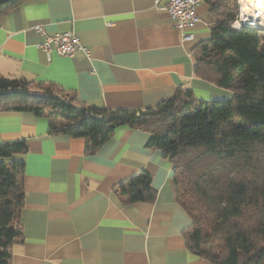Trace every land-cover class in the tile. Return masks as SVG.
<instances>
[{
    "label": "crops",
    "instance_id": "0c3cea01",
    "mask_svg": "<svg viewBox=\"0 0 264 264\" xmlns=\"http://www.w3.org/2000/svg\"><path fill=\"white\" fill-rule=\"evenodd\" d=\"M167 0H25L0 17V74L52 82L81 104L144 110L181 89L223 100L228 90L195 77L192 50L215 19L199 0V21L183 40L164 8ZM47 34L71 31L89 49L46 54ZM148 133L118 126L96 151L85 139L52 133L47 116L0 115V142L24 139V206L10 264H210L191 253V220L178 203L173 168ZM151 175L152 202L115 192L141 171Z\"/></svg>",
    "mask_w": 264,
    "mask_h": 264
},
{
    "label": "trees",
    "instance_id": "16d2710c",
    "mask_svg": "<svg viewBox=\"0 0 264 264\" xmlns=\"http://www.w3.org/2000/svg\"><path fill=\"white\" fill-rule=\"evenodd\" d=\"M25 0H0V17ZM215 21L192 50L195 77L228 90L223 100L197 99L181 89L154 108L81 104L52 82L0 74V115L47 116L52 133L85 139L93 153L118 126L143 130L173 168L176 198L191 224L187 249L210 264H264V33L230 26L235 0H204ZM26 142H0V264H10L24 206ZM115 192L128 202H152L143 170Z\"/></svg>",
    "mask_w": 264,
    "mask_h": 264
},
{
    "label": "built area",
    "instance_id": "2783aa9c",
    "mask_svg": "<svg viewBox=\"0 0 264 264\" xmlns=\"http://www.w3.org/2000/svg\"><path fill=\"white\" fill-rule=\"evenodd\" d=\"M198 1L199 0H167L164 6L167 13L174 21V27L179 30L183 40L192 39V34L185 32V29L193 28L199 21L196 14ZM230 26L235 29L247 30H254L256 28L244 25L240 14L236 16ZM35 30L43 36L42 42L37 46L45 52L47 60L50 59V55L53 52L59 56H73L77 52L82 51L86 56H89V49L82 45L79 38L71 31L47 34L40 26L35 27Z\"/></svg>",
    "mask_w": 264,
    "mask_h": 264
},
{
    "label": "bare ground",
    "instance_id": "6f19581e",
    "mask_svg": "<svg viewBox=\"0 0 264 264\" xmlns=\"http://www.w3.org/2000/svg\"><path fill=\"white\" fill-rule=\"evenodd\" d=\"M243 24L264 30V0H240Z\"/></svg>",
    "mask_w": 264,
    "mask_h": 264
},
{
    "label": "rangeland",
    "instance_id": "374dc122",
    "mask_svg": "<svg viewBox=\"0 0 264 264\" xmlns=\"http://www.w3.org/2000/svg\"><path fill=\"white\" fill-rule=\"evenodd\" d=\"M235 2H236V5H237V10H238L237 11V15H239L238 13H239V10H240V7H241V2H239V0H235ZM254 30L264 33V30H262V29L255 28Z\"/></svg>",
    "mask_w": 264,
    "mask_h": 264
}]
</instances>
